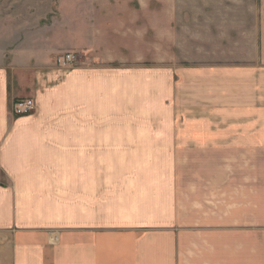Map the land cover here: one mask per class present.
Here are the masks:
<instances>
[{
	"label": "crops",
	"instance_id": "0c3cea01",
	"mask_svg": "<svg viewBox=\"0 0 264 264\" xmlns=\"http://www.w3.org/2000/svg\"><path fill=\"white\" fill-rule=\"evenodd\" d=\"M156 2L152 40L99 0L0 58V264H264V0Z\"/></svg>",
	"mask_w": 264,
	"mask_h": 264
},
{
	"label": "rangeland",
	"instance_id": "374dc122",
	"mask_svg": "<svg viewBox=\"0 0 264 264\" xmlns=\"http://www.w3.org/2000/svg\"><path fill=\"white\" fill-rule=\"evenodd\" d=\"M128 1L130 2V6L132 7L133 11L140 12L141 10H146L148 12L147 18H144L143 21L149 26L147 31L148 39L152 40L154 36L153 26L156 21V12L158 10L159 4H157L156 0ZM92 5L99 7V0H0V58H3L6 61L8 59L7 54L10 53L11 49L17 46H31L33 44L39 46V43L44 42V40H48L50 37V35H47V32L50 34L49 30H53L59 26L58 21L61 19L62 13H65L66 16H69L70 14L72 15V13L76 12L78 7L82 8L83 6H86L88 8H92ZM89 10L91 13L90 8ZM185 20L186 19H184V21ZM181 21H183V19ZM233 22H236L235 19L230 18L229 25ZM138 26H142L141 20L138 21ZM144 27L145 24L143 23V28ZM216 36L223 39V46L226 43V38L230 42L227 51L228 55L226 57L227 61H225L229 64L235 65L237 62L235 34L213 36V47L211 50L213 53H215L216 50H220L218 45H216L220 42L216 43L214 40ZM201 37H206L207 45L205 47L210 49L211 47L208 45V42L210 41L211 37L207 35L205 36L204 34L201 35ZM43 44L45 45L46 43ZM198 49V51L205 52L204 55L200 57L204 58L203 60L211 57V53L209 55L208 50H200V48ZM222 52L226 53L224 49ZM213 55L214 54H212V56ZM222 57L224 58V56ZM200 58L197 59L198 63H203L204 61L201 62ZM84 60L86 61V57H84ZM208 61L209 60H206V62ZM229 121L235 122L236 117H231ZM228 166L229 170L236 169L235 164L230 163ZM195 167V164H190L189 166H187V164L185 165V168H187L186 170L201 169L198 167V165L196 168Z\"/></svg>",
	"mask_w": 264,
	"mask_h": 264
},
{
	"label": "built area",
	"instance_id": "2783aa9c",
	"mask_svg": "<svg viewBox=\"0 0 264 264\" xmlns=\"http://www.w3.org/2000/svg\"><path fill=\"white\" fill-rule=\"evenodd\" d=\"M55 64L65 70L75 68L81 64V54L76 51L61 53L55 58ZM35 109L36 103L32 98L19 99L12 106L13 113L18 116L31 114Z\"/></svg>",
	"mask_w": 264,
	"mask_h": 264
}]
</instances>
